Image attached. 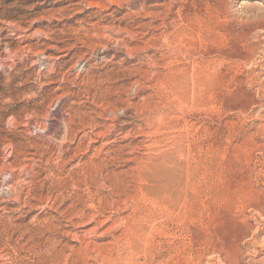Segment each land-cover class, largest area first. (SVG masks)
I'll return each mask as SVG.
<instances>
[{
    "label": "rangeland",
    "instance_id": "obj_1",
    "mask_svg": "<svg viewBox=\"0 0 264 264\" xmlns=\"http://www.w3.org/2000/svg\"><path fill=\"white\" fill-rule=\"evenodd\" d=\"M0 264H264V0H0Z\"/></svg>",
    "mask_w": 264,
    "mask_h": 264
}]
</instances>
